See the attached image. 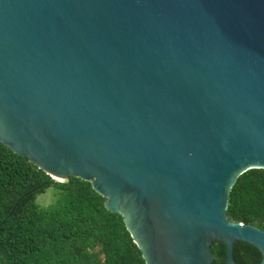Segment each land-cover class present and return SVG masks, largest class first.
I'll list each match as a JSON object with an SVG mask.
<instances>
[{"label": "water", "instance_id": "water-1", "mask_svg": "<svg viewBox=\"0 0 264 264\" xmlns=\"http://www.w3.org/2000/svg\"><path fill=\"white\" fill-rule=\"evenodd\" d=\"M0 143L90 182L145 264H264L226 214L264 170V0H0Z\"/></svg>", "mask_w": 264, "mask_h": 264}, {"label": "trees", "instance_id": "trees-1", "mask_svg": "<svg viewBox=\"0 0 264 264\" xmlns=\"http://www.w3.org/2000/svg\"><path fill=\"white\" fill-rule=\"evenodd\" d=\"M53 202L36 199L48 189ZM105 198L90 182L70 177L51 180L27 158L0 143V264H145L119 214L104 207ZM230 221L264 231V170H248L230 190ZM213 264H224L225 247L211 245ZM236 264H259V251L234 245Z\"/></svg>", "mask_w": 264, "mask_h": 264}, {"label": "rangeland", "instance_id": "rangeland-1", "mask_svg": "<svg viewBox=\"0 0 264 264\" xmlns=\"http://www.w3.org/2000/svg\"><path fill=\"white\" fill-rule=\"evenodd\" d=\"M54 191L52 188L48 189L44 194L37 197L36 202L41 207H48L53 202Z\"/></svg>", "mask_w": 264, "mask_h": 264}]
</instances>
